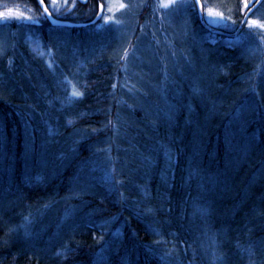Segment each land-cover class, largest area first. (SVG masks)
Listing matches in <instances>:
<instances>
[{
    "label": "trees",
    "instance_id": "16d2710c",
    "mask_svg": "<svg viewBox=\"0 0 264 264\" xmlns=\"http://www.w3.org/2000/svg\"><path fill=\"white\" fill-rule=\"evenodd\" d=\"M8 1L44 13L37 0ZM102 2L76 0L64 16L48 10L77 27H54L46 13L10 26L11 63L0 58V83L11 84L0 85V264H264V41L246 35V24L227 36L244 17L239 0L232 15L221 9L235 30L203 19L227 35L201 25L193 0L179 1L201 50L184 59L191 68L163 76L147 60L140 84L123 63L142 35H153L142 30L158 11L148 2L131 16L120 57L107 50L81 61L82 40L107 29L95 28ZM200 3L204 18L213 2ZM154 26L161 32V14ZM55 32L78 41L66 51L69 68L49 61L63 83H78L75 101L40 62ZM165 43L170 51L179 44ZM169 80L163 100L159 84Z\"/></svg>",
    "mask_w": 264,
    "mask_h": 264
},
{
    "label": "rangeland",
    "instance_id": "374dc122",
    "mask_svg": "<svg viewBox=\"0 0 264 264\" xmlns=\"http://www.w3.org/2000/svg\"><path fill=\"white\" fill-rule=\"evenodd\" d=\"M179 1L182 0H175L174 5L163 8L161 7V0H103L102 3L99 4L96 16L98 14H101V20L97 22L95 28L97 30L100 29H106V31L103 33L101 32L97 36H93L91 38H85L82 41L87 42V55H84L81 58V61L87 60L88 56L90 54L94 53H103L108 50V54L112 58L120 57L124 45L126 41L130 40L131 36V27L133 23V30L135 27L136 17L133 19L131 17L134 13L135 15L142 9V7L150 2L154 6L155 9L158 11V17L152 18L151 15H149V21L145 23V28L151 31L150 27L152 28L153 35H142L139 39L138 46L136 47L135 51L132 50L126 57L123 63V70L126 74H128L131 79L134 80L136 84H140L144 82L146 77L145 71H143L144 67L146 68V61L148 60L150 63L148 65H151L153 62L152 60H156V63H153L154 69L156 71V74H161L166 72L169 68H177L179 70H185L189 69L190 64H186L184 62V59L189 60L192 58L194 52H198L201 50L200 42L197 38V36H200L199 34L194 33V29L192 28L191 19L187 17V13L185 8L178 4ZM213 3L210 7L209 4H207V8H212L214 11L222 12L225 16V12L221 9H226L227 13L232 15L233 11L232 7L233 4L231 3L232 0H211ZM252 1L254 0H239V6H238V13L244 15L246 11L249 8V5L252 4ZM46 6L48 7V10L53 14H58L61 16H64L68 14L71 10L75 8L76 0H68L67 4L64 3V0H57V7H53L51 4V0H45ZM234 2V1H233ZM226 3V5H225ZM120 4L125 5V7L121 8ZM245 4H247V7H245ZM101 5H103V9H101ZM58 8V10H57ZM111 8V11H108V9ZM207 8H205L206 12H204V21L211 25L213 28H218L222 30H235V26L232 19H226V20H220L219 18H210L207 16ZM9 10H11L12 13H23V16L25 17H32L33 19H24L19 18L17 19L15 15L8 19H0V28H5L8 30V33L4 30H0V58L4 59L7 58V62L11 63V60L8 59V56H12L11 54L6 56L8 54L9 50H11V53L14 52L13 44L10 42V39L14 36L11 35L10 26L12 24H22V23H38L43 15L45 14L41 11L38 12L33 6H26L22 4H18L16 2H10L8 0H0V12L7 13ZM152 14H155L154 10H152ZM161 14V23H162V29L161 32L157 31L155 26L159 22V16ZM129 16L132 19V22H128ZM111 18L108 23H105L106 18ZM229 17V16H227ZM54 18V17H53ZM55 19V18H54ZM130 19V18H129ZM59 20V19H57ZM249 20H258L261 23H264V4L263 7L255 14L251 16ZM64 21V20H63ZM118 21V23H117ZM124 28V29H123ZM62 29V28H61ZM123 29V30H122ZM246 35H256L257 38L261 39V36L264 35V29H259L255 26H249L248 21L246 23V29H245ZM130 35V36H129ZM17 36L25 40L26 33L23 34H17ZM70 32H55L54 34H51V45L50 49L47 51L45 48L41 52H43L45 55L42 56L44 58L40 59L42 68L47 72V79H51L52 83L56 84L57 90L59 94L62 93L64 96L69 97L73 99L74 101L77 99H80L82 95H73L74 92H79L80 88L78 86V83L74 81V79H70L67 81V83H63L61 79H58L60 76V73H62V69L59 67V64L55 62H49L51 60V56H54L55 59L59 58L61 61L63 60V63L66 64V68L71 66L70 64L73 63L72 60H68V54L66 53L67 49L72 44L73 46L78 45V41H72L70 38ZM165 39L172 40L174 42H179L178 47L174 45V48L172 47L171 51L168 49L167 44L165 43ZM249 42L252 44V37L249 38ZM212 42V41H211ZM222 42V41H221ZM228 43V42H225ZM229 44V43H228ZM16 45V44H15ZM37 45V50L40 49V44H34V46ZM127 46V45H126ZM182 46V47H181ZM128 50V48H127ZM48 59H46V58ZM0 59V60H1ZM68 61V62H67ZM183 61V62H182ZM27 68H30L32 72L36 74V70L33 69L31 66V63H28L27 61L24 62ZM62 63V65H63ZM182 64V66H181ZM181 67V68H180ZM168 72H170L168 70ZM129 78L125 80L124 85H129L128 81ZM65 81V80H64ZM160 91L162 94L164 93V89L168 86H171V84L174 81H167L164 83L163 81H160ZM64 84V85H63ZM4 87V90H9L11 87L10 82H2L0 83ZM146 88H149L148 86H145ZM47 88V87H46ZM45 88V89H46ZM135 92V90L130 89V93ZM142 92H145L147 94H150V91L144 90ZM160 93V92H159ZM82 94V93H81ZM136 97L137 92H136ZM166 98L163 94V100ZM142 102L146 105V99L142 98ZM50 109V108H49ZM145 110H149L148 107H146ZM46 115H50L48 112H46Z\"/></svg>",
    "mask_w": 264,
    "mask_h": 264
},
{
    "label": "snow or ice",
    "instance_id": "6c2138e0",
    "mask_svg": "<svg viewBox=\"0 0 264 264\" xmlns=\"http://www.w3.org/2000/svg\"><path fill=\"white\" fill-rule=\"evenodd\" d=\"M67 2H68V0H64L65 4H67ZM39 3L41 5H44L45 0H39ZM174 3H175V0H161V7L168 8L172 5H174ZM199 3H200V0H193V3L190 6L195 7L196 4H199ZM51 4L53 7H57V0H51ZM120 7L123 8V7H125V5L120 4ZM245 7H247V4H245ZM101 9H103V5H101ZM57 10H58V8H57ZM111 10H112L111 8L108 9V11H111ZM43 11H44V13H47L49 16H51V13H49L47 6L44 7ZM13 15H15V17L17 19H19V18L30 19V20L33 19L32 17L23 16V13H12L11 10H9L7 13L0 12V19H8V18L12 17ZM207 16L210 18H219L220 20L230 19V17H225L222 12L214 11L212 8H207ZM110 19H111L110 17L106 18L105 23H108ZM117 23H118V21H117ZM248 24H249V26H255L259 29H264V23H261L258 20H249ZM261 40L264 41V35L261 36ZM73 95L78 96V95H81V93L74 92Z\"/></svg>",
    "mask_w": 264,
    "mask_h": 264
},
{
    "label": "water",
    "instance_id": "95a60500",
    "mask_svg": "<svg viewBox=\"0 0 264 264\" xmlns=\"http://www.w3.org/2000/svg\"><path fill=\"white\" fill-rule=\"evenodd\" d=\"M79 2L83 3L84 0H78ZM263 0H256V2L253 4V6L245 13L244 17H243V20L241 21L240 25L238 26V28L236 29V31L231 34V35H227L226 33H223L219 30H214V29H211L210 27H208L204 21H203V18H202V5L201 3L199 4H196V10L197 12L199 13V19H200V22H201V25L206 28L207 30L211 31L212 33L214 34H223V35H227V36H235L237 35L241 30L242 28L245 26L249 16L251 15V13L256 9V7L262 2ZM37 2L39 3V0H37ZM39 5L41 6L42 9H44L43 5H41L39 3ZM46 16L48 18V21L49 23L54 26V27H62V28H73V27H77L79 25H76V24H73L71 22H68V21H63V20H57V19H54L53 17L49 16L47 13H46ZM101 18V14H98L96 16V20H99Z\"/></svg>",
    "mask_w": 264,
    "mask_h": 264
}]
</instances>
